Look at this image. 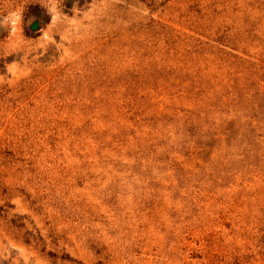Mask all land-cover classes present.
<instances>
[{
  "label": "rangeland",
  "instance_id": "374dc122",
  "mask_svg": "<svg viewBox=\"0 0 264 264\" xmlns=\"http://www.w3.org/2000/svg\"><path fill=\"white\" fill-rule=\"evenodd\" d=\"M0 264H264V0H0Z\"/></svg>",
  "mask_w": 264,
  "mask_h": 264
}]
</instances>
